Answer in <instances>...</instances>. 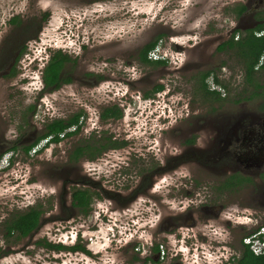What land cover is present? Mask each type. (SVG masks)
<instances>
[{"label":"rangeland","instance_id":"374dc122","mask_svg":"<svg viewBox=\"0 0 264 264\" xmlns=\"http://www.w3.org/2000/svg\"><path fill=\"white\" fill-rule=\"evenodd\" d=\"M195 1L0 0V160L12 145H30L54 120L71 118L79 108V91L85 98L79 100L89 103L77 133L64 136L74 130L69 126L58 143L41 139L29 152L16 149L10 167H0V264H44L42 242L70 247L67 236L74 227L84 226L82 230L88 231L99 225L104 233L102 227L107 224L116 225V239L130 240L121 256L126 264H180L181 256L172 252L173 240L154 238L153 221L171 215L183 221L185 209L199 210L204 203L221 205L223 212H244L237 221L247 225L231 223L230 229L222 224L217 229L223 232L221 238L232 236L238 255L249 234L256 236L253 243L258 239L264 245V199L260 193L264 177L263 185L257 180L235 192L221 193L219 186L231 172L257 173L217 151L224 143L221 141L231 135V124L240 122L242 114L264 115L258 107L260 97L249 98L252 90L244 82L238 51L225 45L222 51H215L230 34L239 40L245 29L255 25L249 24L254 22L253 11L238 13L244 0H204L202 7ZM188 16L193 18L184 21ZM14 17L19 24L10 21ZM187 23L190 33L180 29ZM158 36L161 39L153 55L161 54L159 60L166 63H143L138 59L139 50ZM184 40L199 42L198 50L206 52L188 49L191 59L187 60L185 51L174 45ZM187 42L182 46L192 45ZM58 51L67 59L61 71V80L67 83L58 89L48 88L40 96L34 90L41 88L40 72ZM106 57L111 62L105 61ZM193 58L221 63L220 68L212 69L219 83L209 77L206 86L200 87ZM80 65L94 71V82L86 89L74 80L83 77ZM12 71L14 75L7 77ZM32 73L38 77L35 87H29ZM105 75L111 78L104 80ZM118 81L121 83H115ZM256 82L264 86V72L256 76ZM158 90L162 96L169 92L162 98L157 97ZM210 90L218 92L221 99ZM167 98L170 102L180 99V106L165 109L163 116L157 107ZM9 100L14 104L7 103ZM119 101L126 102L125 111ZM116 102L121 117L99 119L104 105ZM3 103H7L5 110ZM174 111L177 119L172 116ZM107 139L122 146L104 149L92 162L71 161L75 147L87 142L109 144ZM5 163L4 157L1 166ZM76 188H88L93 198H101L99 205L93 202L86 217H77L70 206ZM108 197L120 205L115 213H107L111 223L98 220L94 207L113 208ZM30 207L42 213L38 227L23 238L15 233L6 235L5 222ZM83 241H88L87 237ZM150 244L158 245V251ZM65 251L61 257L71 264ZM47 254V264H54L52 256L56 254Z\"/></svg>","mask_w":264,"mask_h":264},{"label":"flooded vegetation","instance_id":"af4514ba","mask_svg":"<svg viewBox=\"0 0 264 264\" xmlns=\"http://www.w3.org/2000/svg\"><path fill=\"white\" fill-rule=\"evenodd\" d=\"M202 1H204V0H202ZM244 1H245V2H243L244 4L240 5V6H244V9L242 10V12H240V14L242 15V14H245L247 12H250V10H252L253 12L251 15V21H254V22L249 23V24L254 25V23H255V25L253 27H248L247 29H245L246 30L245 34H246L247 32L253 31L259 27H264V0H244ZM195 2L196 3L197 2L202 3L201 1H198V0H196ZM205 2H206V0H205ZM189 17H192V16H188V17L184 18V21L188 20ZM203 19H204V17L201 20H203ZM15 25H17V24H15ZM189 27L190 26H188V23H187L186 25L185 24L182 25L180 29H184V31L189 32V31H191V28H189ZM256 32H257L256 35H258V34L261 35L262 32L264 34V30L256 31ZM187 35H189V34L187 33ZM187 37L192 38L191 36H187ZM160 39H161V37L158 36L154 40H152V42L155 41L156 44L152 48V50H150L148 52V55H149V58L151 59V61H153V62L160 61V62H162L161 65H163L166 62L164 60H159V58H161L162 55L158 54L157 52H156L157 54L153 55V52L157 50L156 49L158 47L157 43ZM191 40H184L183 42H181V45L180 44H174L176 48L185 51V57L187 60L191 59L188 56V53L191 52L190 50L197 51V53H205L206 52V49L198 50L199 42H195L194 44H192ZM237 40H234L233 34L232 35L230 34V36L226 39L225 42H223L222 44H220L219 46L216 47L215 51H222V48H221L222 45L229 47L228 44H235V41H237ZM185 42H187V45L188 44L189 45L192 44V45L188 48L182 46ZM22 47H21V50H22ZM82 47H84V46H82ZM188 49H190V50H188ZM231 49H233V48H231ZM141 50H139V52H138V59H140ZM155 55H156V58H158V59L153 60V59H155ZM202 56L206 57L205 55H202ZM166 57L169 59V56H166ZM193 60L196 61V62H194V64H192V66H193L195 72L199 73L197 76V79L199 80V86L200 87L206 86V82H207L209 77H211L212 82L214 81L215 78L217 79V77H216L217 75L214 77L212 69H217L218 66L220 68L221 63H219L218 65L214 64L212 58H210L209 60L202 58V59H199V61H197L196 58H193ZM66 61H67V59L62 61V65H61V69H60V73H59L60 78H61V73H62L61 71L66 64ZM105 61L111 62V58L106 57ZM15 63L13 64V66H15ZM48 64H49V62L46 63L42 72H40L42 75V76H40L41 88H38V89L34 88L35 91H38V95H40V96L42 93L46 92V89H48V88L51 90L54 89L53 86H50V87L46 86V84L44 82V71H45L46 67L48 66ZM79 68L84 70L83 77H81V78H75L74 77V80H76V81L79 80L81 82V86H79V87L86 89L88 86H90V84H92L94 82V77H93L94 71L89 69V68H85L84 65H80ZM13 75H14V72L12 71V72H9L7 77H9V76L11 77ZM0 78L3 79L2 76ZM31 78L32 79L29 82L30 83L29 87H35L36 86L35 84H37V83L34 84V82H36V79L38 78L37 73H32ZM104 78H105L104 80H106V79L111 78V77H110V75H109V77L107 75H105ZM63 80H61L59 86L55 89H58L59 87L61 88L62 85L67 83V82H64ZM125 82L126 81L123 80L122 84ZM115 83L119 84L121 82L118 81ZM218 83H219V80H218ZM218 83H216V84H218ZM114 86L112 87V89L117 90V88L114 89ZM119 91H121V90H119ZM110 92L114 93L111 90H110ZM168 92H169V90L167 92H164L163 96L166 97L168 95ZM77 93H78V91H77ZM116 93L118 94L119 92H116ZM209 93L211 95L215 94L214 95L215 97L219 96V99H221L220 94L218 92H216L215 90H210ZM157 94H159V90L157 91ZM163 96L159 94L157 97L164 98ZM80 98L82 100H85L81 91H79V99ZM79 99L76 103L79 108L71 116V118L64 121L65 124L70 120L75 122L76 116L78 117L77 123L72 125V128L74 129L73 130L74 132L72 131L73 132L72 135H74L75 133L78 132V129L80 127L79 119L85 116L83 109L85 108V112H86V107L89 106V103L87 105ZM169 100L170 99H168V98L163 100L162 103L160 102V105L157 107V109H159L161 111V114L163 116L166 115L165 109H169L171 111V110H174L173 108H175V106H177V107L180 106V101H179L180 99H176V100L173 99L172 102H170ZM233 101H234V98L231 99V102H233ZM7 103L14 104V102H12V101L7 102ZM7 103H3V109L4 110H5V106L7 105ZM117 104H118V102H116L114 104H109L106 106L104 105V108L101 109L99 112V115H98L99 119H101V120L102 119L103 120L119 119L122 115V111L120 109H123V111H125L126 102L119 101V105H121L120 109L117 107H114V105H117ZM112 108H115V110H118V111L114 112L115 117L108 116V114H109L108 110L112 109ZM29 110H30V108H29ZM172 116L175 119H177L179 117L175 111L172 114ZM239 119H240V122H236V123L234 122L233 124H231V129L233 130V131H231V135L227 136L225 140L221 141L224 143H223V145L217 147V151L226 153L227 157L231 156L229 158V160H231L235 164L236 163H238L240 165L244 164V166L246 168H255L256 169L255 173H257V174H256V176L247 174V171H244L243 169L241 171L242 174L239 171L231 172L229 174V176L233 175V174H240L244 177V180H242L241 183H238V180L235 178L234 179L235 185L230 186V187H222V185L219 186L221 193L222 192H229V191L235 192L239 188L244 187L245 185H249V184L251 185V184H253V181H257V180L260 182L261 185H263V179L264 178L262 179V177H264V115L263 116H258V115L254 116V115H250V114H246V115L242 114ZM25 122H26V120H25ZM21 127H23V126H20L18 130H20ZM228 129L230 130V127ZM34 142H31L30 145H27V146L23 145V144H18L19 146H17L16 144L12 145L11 150H9L3 154L2 159L5 157L6 163H5V165L1 166V161H2V159H1L0 160V167L2 169H8L11 165L9 160L14 158L13 151L21 148L22 151L24 150V152H29L30 150L26 151V149L28 147H30ZM107 142H109V141L107 140ZM85 144H82L80 146H84ZM89 145H91V144H89ZM106 145H108V146H106ZM121 146L122 145H120V146H113L112 145L111 146L109 144H103L102 146H96L99 149V151L98 150L96 151L95 157H93V158H91L89 154L88 155L83 154V155L77 156V154L75 153V151L78 148V146H77L74 148V150L72 152L73 159H71V161L76 162V161L87 160L89 162H92L93 160H95L98 157V155L101 152H103L104 149H108V148L117 149V148H120ZM89 150H90V152L93 153L92 149H89ZM257 169L259 171H257ZM261 174H263V176H261ZM227 177L223 180V182L227 179ZM236 181H237V183H236ZM149 185H152V183L150 182ZM76 189H88V188H76ZM76 189H74V190H76ZM260 193L264 199V186H263V188L260 189ZM107 199H108V201H110L113 204V208L106 209L104 211L100 207H98V208H97V206H94V207H95V209H97L98 220L100 217L101 222L106 221L105 223H111L110 222L111 216H109V218H106L107 213H115L116 209L120 208V205H118L115 202V200L112 199L111 197H108ZM70 200H71L70 206H71L73 212L75 213V215L76 216L82 215V217H86L91 212V209L93 207L92 206L93 202L95 203L97 201L96 205H99L100 204L99 201L101 200V198H99V196L97 197V199L93 198V194H92L91 202L89 204V208L87 210V213H84V211L80 207L72 205V193H71ZM263 204H264V201H263ZM183 213L185 216L183 221H179L178 216H175V215L168 216L167 218L163 219L162 221L161 220L158 221V219L153 221L154 238H160V239L162 238L163 240L167 239L168 242L170 240H173V244H171V247L173 249L172 252H174V253L176 252L174 254V256H176V257L178 255L181 256L182 262L180 264H239V259L241 258L243 250H242L241 254L238 255L237 245H235L233 243L232 236H229V238L228 237L221 238V236L223 235V232H218L217 229L219 227L222 228V226H221L222 224H225L226 228H227V226H230L231 223L236 224V225H247L248 222H242V221L238 222L237 221L239 219V217H241L240 214H244V212H241V213L236 212V214L223 212V208L221 205H219L217 207H212V206H207L204 203L203 205L200 206L199 210H197V208L185 209L183 211ZM138 215H143V212H139ZM231 216L234 218L233 220H232ZM41 217H42V213L40 215L39 221H40ZM245 218H247L249 220V217H245ZM114 227H115V229H114ZM82 228H84V226L74 227V229L71 230V233H69V236H67V238L71 239L70 240V242H71L70 247L56 248L59 245L63 246L62 244H60L61 242L60 243L57 242V244H55V243L51 244L52 246H56L55 248L54 247L52 248V247H49L50 242H46V241L42 242L41 247H42V252H43L44 257L41 259L44 261V264H47V261H48L47 259L49 258L47 251H49L50 255L56 254V256H52L54 258V264H67V262L61 257L63 250H68L65 252L67 253V255L71 256V258L68 260L71 264H126V262L123 261V259H121V256H123L125 254L126 247L130 243V240L126 241L125 239H116V235L118 234L116 232V225L112 224L111 226H109V224H107L106 227H102L105 230L104 233H103V231L100 230L99 225H97L95 227L93 226L91 229H88V231L82 230ZM230 229H233V228L230 226ZM88 232L90 235L88 234ZM162 232H166V233L169 232V233L167 234V236L166 235L160 236V234ZM102 234H103V238H102ZM85 237H87L88 241H90V242H88V241L84 242L83 239ZM96 237H99L98 241H95L94 238H96ZM139 238H138V240H140ZM139 246L140 245H138V249H139ZM150 246L153 247V245H151V244H150ZM153 249L155 252H157L158 251V245H155V247H153ZM53 252H55V253H53ZM147 260L148 259H146L145 262ZM136 262L137 263H134V264H138V261H136ZM152 262L154 264H157L156 263L157 261H155V262L152 261Z\"/></svg>","mask_w":264,"mask_h":264},{"label":"trees","instance_id":"16d2710c","mask_svg":"<svg viewBox=\"0 0 264 264\" xmlns=\"http://www.w3.org/2000/svg\"><path fill=\"white\" fill-rule=\"evenodd\" d=\"M238 9V13L242 12L244 6H240ZM18 17L12 18L10 21L19 24L17 21ZM45 20V19H44ZM19 21V20H18ZM264 27H259L253 31H249L244 34L239 40L235 41V44H228L230 48H235L238 51L242 59L243 71H244V82H246L251 87V92L249 98L260 97L261 102L259 104V110L264 112V86L259 85L256 82V76L264 72V64L261 65L258 69H256L257 64L260 61V58L264 54V34L262 32L261 35H256V31H262ZM155 41L150 42L146 46L143 47L140 54V60L145 64H153L158 65L162 62L160 61H151L149 58L148 52L152 50L155 46ZM222 47V46H221ZM66 57L60 52H55L52 56L48 66L44 71V82L46 86L53 88H57L61 82V78L59 77L62 61L65 60ZM214 81L218 83V80L215 78ZM215 93V92H214ZM118 111L115 108L109 109L108 116L115 117L114 112ZM78 117L76 116L75 122L70 120L66 124L63 120H54L48 126H46L43 134L36 139V141L26 149L29 151L33 146H35L38 141L41 139H48L50 143H58L60 139V134L63 133L67 127L72 126L77 123ZM73 132L64 133L65 136L72 135ZM109 141V139H107ZM109 145L120 146L122 143L119 142H108ZM103 145V144H102ZM98 144L86 143L84 146H78L75 153L77 156L83 154H89L91 158L95 157L96 151L99 149L96 146H102ZM89 149L93 150V153L90 152ZM76 157V156H75ZM73 159V156L71 157ZM238 180V183H241L244 180V177L240 174H233L227 177V179L221 184L222 187H230L235 185L234 179ZM237 183V181H236ZM92 193L88 189H76L72 192V205L80 207L84 213H87L89 208V204L91 202ZM41 215V211L38 208L30 207L27 211L23 213H19L14 215L12 218L5 222V231L7 235H12L15 233L17 237H26L39 225V218ZM252 235H248L250 237ZM49 247H56L49 244ZM56 248H64L59 245ZM243 253L241 258L239 259V264H264V253L260 255H255L249 245H243Z\"/></svg>","mask_w":264,"mask_h":264},{"label":"built area","instance_id":"2783aa9c","mask_svg":"<svg viewBox=\"0 0 264 264\" xmlns=\"http://www.w3.org/2000/svg\"><path fill=\"white\" fill-rule=\"evenodd\" d=\"M259 35V34H258ZM264 64V54L260 58L259 63L257 64L256 68H259L261 65ZM256 236L253 237H247L246 240H244L245 244L249 245V248L255 255H260L264 253V245L263 242L257 239L256 243H253ZM262 247V248H261Z\"/></svg>","mask_w":264,"mask_h":264},{"label":"bare ground","instance_id":"6f19581e","mask_svg":"<svg viewBox=\"0 0 264 264\" xmlns=\"http://www.w3.org/2000/svg\"><path fill=\"white\" fill-rule=\"evenodd\" d=\"M201 2H203V1H201ZM204 3H205V2H204ZM204 3H203V4H204ZM200 6H201V7L203 6L202 3H200ZM204 8H205V7H204ZM201 10L203 11V9H201ZM193 13H194V12H193ZM194 14H195V13H194ZM191 15H192V14H191Z\"/></svg>","mask_w":264,"mask_h":264},{"label":"clouds","instance_id":"9594fccd","mask_svg":"<svg viewBox=\"0 0 264 264\" xmlns=\"http://www.w3.org/2000/svg\"><path fill=\"white\" fill-rule=\"evenodd\" d=\"M259 35H260V34H259ZM45 141H48V139H47V140L45 139Z\"/></svg>","mask_w":264,"mask_h":264}]
</instances>
